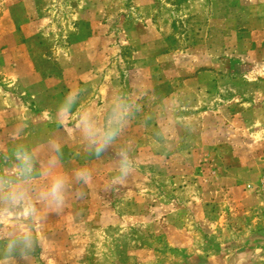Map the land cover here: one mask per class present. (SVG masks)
<instances>
[{
  "label": "rangeland",
  "instance_id": "1",
  "mask_svg": "<svg viewBox=\"0 0 264 264\" xmlns=\"http://www.w3.org/2000/svg\"><path fill=\"white\" fill-rule=\"evenodd\" d=\"M120 2L134 5L130 21L173 13L176 34L147 59L121 40L110 69L129 104L125 127L99 157L60 132L75 148L63 170L82 165L91 182L70 185L60 210L0 205L8 229L31 223L40 236L27 258L0 261L264 264V40H196L192 13L177 8L185 0H153L147 14L138 0ZM17 142L0 135V153ZM121 150L133 166L114 182ZM6 153L0 165L9 167ZM107 157L112 165L102 163Z\"/></svg>",
  "mask_w": 264,
  "mask_h": 264
},
{
  "label": "crops",
  "instance_id": "2",
  "mask_svg": "<svg viewBox=\"0 0 264 264\" xmlns=\"http://www.w3.org/2000/svg\"><path fill=\"white\" fill-rule=\"evenodd\" d=\"M46 1L43 6L44 0H4L0 14V135L7 142L34 145L41 164L48 160V138H61L62 132L64 140L80 141L73 121L60 124L56 119L57 105L70 88L80 89L84 105L106 108L115 95L124 97L120 72L110 69L121 58V40L134 46L136 58L147 59L166 52L167 41L176 34L175 15L167 11L158 19L144 15L130 21L134 5L121 0ZM152 3L138 0L135 7L146 13ZM177 8L192 13L196 40H233V35L264 40V1L185 0ZM63 144V158L73 165L74 144ZM6 152L9 147L1 150ZM112 162L111 157L102 159ZM6 166L0 165L8 170ZM1 209L0 234L8 230L2 214L9 212Z\"/></svg>",
  "mask_w": 264,
  "mask_h": 264
},
{
  "label": "clouds",
  "instance_id": "3",
  "mask_svg": "<svg viewBox=\"0 0 264 264\" xmlns=\"http://www.w3.org/2000/svg\"><path fill=\"white\" fill-rule=\"evenodd\" d=\"M129 114V104L124 97L115 95L106 108L97 110L81 102L79 88H70L56 108L57 122L73 121L82 149L96 157L117 140ZM45 150L49 154L48 160L41 164L40 153L34 145L17 142L10 147L9 169L0 167V204L18 207L39 201L46 207L60 210L66 203L70 185H87L91 182V172L86 167L75 169L71 175L63 170L62 138H48ZM132 166L128 153L121 150L114 182H122ZM31 214L36 216L35 209ZM39 242L40 236L34 224L10 227L0 234V255L8 261L14 259L16 254L27 258ZM0 264H4V261H0Z\"/></svg>",
  "mask_w": 264,
  "mask_h": 264
}]
</instances>
